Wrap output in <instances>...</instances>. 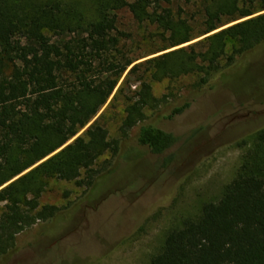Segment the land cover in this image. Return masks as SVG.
Listing matches in <instances>:
<instances>
[{
    "label": "trees",
    "instance_id": "trees-1",
    "mask_svg": "<svg viewBox=\"0 0 264 264\" xmlns=\"http://www.w3.org/2000/svg\"><path fill=\"white\" fill-rule=\"evenodd\" d=\"M148 2L100 0L85 19L61 0H0V261L17 247L21 231L56 214L55 205H39L49 178L76 180L108 151H120L121 141L111 140L94 118L127 70L124 84L141 65L147 67L126 102L122 136L138 127L137 142L163 154L178 137L148 120L146 111L164 101L154 95L151 79L199 73L203 85L224 60L231 65L264 42V0H211L197 34L169 10L152 13L168 33L167 43L153 53L169 51L136 64L115 60L114 10L127 5L141 19ZM76 32L78 38L65 39ZM190 104L176 105L164 117L172 119ZM150 264H264V128L221 197L171 229Z\"/></svg>",
    "mask_w": 264,
    "mask_h": 264
},
{
    "label": "rangeland",
    "instance_id": "rangeland-1",
    "mask_svg": "<svg viewBox=\"0 0 264 264\" xmlns=\"http://www.w3.org/2000/svg\"><path fill=\"white\" fill-rule=\"evenodd\" d=\"M61 1L85 19L100 2ZM148 1L141 19L127 5L114 10L119 44L110 56L115 60L136 64L169 51L153 53L167 43L168 33L150 18L152 13L169 10L173 18L188 20L197 34L211 0ZM70 38H78V33L65 37ZM233 47L229 42L228 54ZM223 64L203 85L199 73L151 79L154 95L164 101L146 111L148 120L178 137L163 154L137 142L138 127L122 136L126 102L147 67L141 65L124 84L127 70L94 118L107 128L111 140L121 141L120 151L117 155L108 151L76 180L49 178L39 205H55L56 214L21 231L17 247L0 264H150L171 229L185 217L199 216L205 202L221 197L264 128V42L233 64L226 65V60ZM185 101L191 104L184 113L164 117ZM4 205L0 203V212Z\"/></svg>",
    "mask_w": 264,
    "mask_h": 264
}]
</instances>
